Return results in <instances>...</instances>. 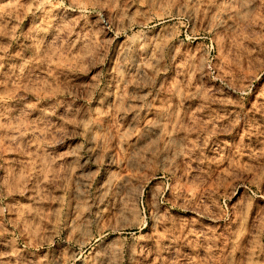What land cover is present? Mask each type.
I'll return each mask as SVG.
<instances>
[{"label": "clouds", "instance_id": "1", "mask_svg": "<svg viewBox=\"0 0 264 264\" xmlns=\"http://www.w3.org/2000/svg\"><path fill=\"white\" fill-rule=\"evenodd\" d=\"M264 0H0V264H264Z\"/></svg>", "mask_w": 264, "mask_h": 264}, {"label": "rangeland", "instance_id": "2", "mask_svg": "<svg viewBox=\"0 0 264 264\" xmlns=\"http://www.w3.org/2000/svg\"><path fill=\"white\" fill-rule=\"evenodd\" d=\"M253 104L264 105V79L256 85L253 95L250 97L248 107H252Z\"/></svg>", "mask_w": 264, "mask_h": 264}]
</instances>
